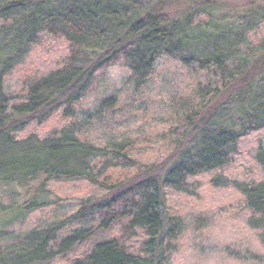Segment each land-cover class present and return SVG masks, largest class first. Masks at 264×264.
Segmentation results:
<instances>
[{
    "label": "trees",
    "instance_id": "trees-1",
    "mask_svg": "<svg viewBox=\"0 0 264 264\" xmlns=\"http://www.w3.org/2000/svg\"><path fill=\"white\" fill-rule=\"evenodd\" d=\"M152 1L0 0V264H161L179 230L169 195L189 194L197 178L231 161L239 141L264 130V41L244 52L247 24L215 17L218 10L200 5L206 1ZM174 2L184 6L182 14L168 7ZM195 9L208 20L195 24ZM43 34L61 40L66 55L12 105L3 79ZM163 57L210 79L197 81L187 100L179 97V109L172 108L170 152L145 164L131 156L130 142L108 147L85 137L77 109L99 74L122 64L134 88L142 89ZM117 104V97L103 99L85 123ZM54 115L66 123L39 137L36 128ZM107 159L113 163L102 166ZM257 161L264 167L261 150ZM125 170L135 171L113 179ZM59 181H83L107 195L77 199L76 211L41 227L7 229L66 202L47 191V183ZM235 188L250 214L248 225L264 227V180Z\"/></svg>",
    "mask_w": 264,
    "mask_h": 264
},
{
    "label": "rangeland",
    "instance_id": "rangeland-1",
    "mask_svg": "<svg viewBox=\"0 0 264 264\" xmlns=\"http://www.w3.org/2000/svg\"><path fill=\"white\" fill-rule=\"evenodd\" d=\"M155 1L158 0L152 2ZM198 1H206L200 5L218 10L214 12L215 17L229 18L240 25L247 24L242 47L244 52L255 51L263 44L264 0ZM168 7L178 10L179 14L184 8L176 2ZM253 10L259 12L255 19L249 17ZM198 12V9L193 12L195 24L206 22L208 14ZM65 53L61 40L41 35L22 62L3 79V91L11 104L24 101L28 87L37 78L55 69ZM209 80L207 75H194L173 59L163 57L158 60L146 86L136 89L129 70L119 64L99 74L96 86L77 109L76 121L81 123L84 136L90 141L108 147L130 142L131 156L151 164L174 146L175 138L166 134L169 125L174 123L172 108L179 109V102L188 96L197 81L206 84ZM180 96L184 98L179 99ZM109 97H117V106L85 123L86 117L94 116L100 102ZM64 123L60 116L54 115L36 128L37 134L39 137L49 135ZM29 129L35 128L32 125ZM25 132L16 135V138L21 139ZM260 150L264 153V130L239 141L231 161L222 170L197 178L189 194L169 195L167 206L170 213L178 217L179 230L168 240L169 252L161 264H264V227L248 225L250 214L235 188L237 183L264 180V167L257 161ZM107 162L113 163L107 159L100 164L103 166ZM134 171H115L113 179L133 175ZM218 177L222 181L216 185L214 178L218 180ZM47 191L53 198L66 202L35 211L7 229L18 233L41 227L49 220H60L76 211L77 199L98 201L107 195L104 190L83 181L49 182ZM18 200L21 201V198Z\"/></svg>",
    "mask_w": 264,
    "mask_h": 264
}]
</instances>
